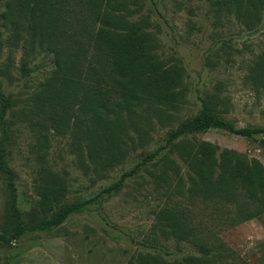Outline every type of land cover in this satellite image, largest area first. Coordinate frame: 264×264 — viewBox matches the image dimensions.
Instances as JSON below:
<instances>
[{
	"label": "rangeland",
	"instance_id": "1",
	"mask_svg": "<svg viewBox=\"0 0 264 264\" xmlns=\"http://www.w3.org/2000/svg\"><path fill=\"white\" fill-rule=\"evenodd\" d=\"M68 2L61 1L64 6ZM71 2L77 7L76 1ZM24 3L27 0L0 1V78L5 93L13 98L4 120L0 118V138L6 131L7 161L16 173L18 204L28 220L43 193L60 185L63 190L56 196L51 192L59 202L94 196L95 201L58 227L0 245V264H127L132 254L143 249L141 240L167 202L186 211L188 227L221 239L236 255L229 263L264 264V216L237 222L226 204L167 193L168 183L173 189L177 178L171 170L167 183L156 177L163 166L161 158L142 166L115 193L98 196L145 153L164 145L172 128L197 113L201 97L214 96L217 113L238 127H264V88L246 80L249 65L262 53L264 22L248 30L232 18L219 20L210 0H138L139 16L148 18L149 29L157 35L160 58L184 68L181 94L175 99L177 107L164 106L169 115L151 109L147 119L143 113L140 130L129 128L134 141L127 140L126 158L107 167L94 164L86 141L74 136L79 122L76 108L64 113L52 106L48 101L52 91L43 103L37 97L53 72L56 52L76 49L69 35L76 36L73 31L79 23H68L67 15L55 10L34 22L29 12L21 10ZM32 4L29 0L27 6ZM224 40L231 41L233 52H225ZM194 138L258 158L264 165V134L244 137L211 128ZM169 155L187 186V167L176 154ZM7 203L0 173V232ZM158 244L177 255L194 251L191 243L176 238L159 235Z\"/></svg>",
	"mask_w": 264,
	"mask_h": 264
},
{
	"label": "trees",
	"instance_id": "2",
	"mask_svg": "<svg viewBox=\"0 0 264 264\" xmlns=\"http://www.w3.org/2000/svg\"><path fill=\"white\" fill-rule=\"evenodd\" d=\"M28 1L21 10L29 12L34 22L55 10L58 15H67L68 23L74 20L79 23L73 31L76 36L69 35L76 49L56 52L53 72L37 97L43 103L52 91L48 100L52 106L64 113L76 108L79 122L74 136L86 141L87 155L94 164L111 167L120 163L128 154L127 140L134 141L129 128L140 130L143 113L149 119L151 109L169 115L164 106L177 107L175 99L181 94L178 87L183 81L184 68L175 63L167 64L160 58L157 35L149 29L148 18L139 16L138 0H74L77 7L71 0L67 6L62 0H33L30 7ZM210 2L219 20L232 18L248 30H255L264 22V0ZM34 22L29 26L33 28ZM223 46L225 52H233L231 41L224 40ZM260 52L249 65L246 80L264 88V46ZM200 99L197 113L172 128L164 145L145 153L98 196L115 193L142 166L161 158L163 166L156 177L167 183L171 180V170L177 178L173 189L170 190L172 182L168 183L167 193H178L189 200L200 198L226 204L234 211L237 222L264 216L263 163L236 150L221 149L210 141L194 138L196 133L211 128L252 137L264 134V127H238L217 113L214 96ZM12 105L13 98L5 93L0 78L1 120ZM7 137L5 131L0 138V173L8 193L0 245L19 240L27 233L58 227L95 201L94 196L83 201L59 202L52 198L51 192L56 196L63 190L60 185L43 193L27 220L18 204L16 173L7 161ZM171 152L187 167V186L179 165L169 155ZM45 211L50 213L47 215ZM188 224L186 211L167 202L158 211L147 238L141 240L143 249L132 254L127 264H231L228 259L235 260V253L221 239L202 229L194 230ZM159 235L166 240L187 241L194 246V251L177 255L158 244ZM240 261L247 264L245 260Z\"/></svg>",
	"mask_w": 264,
	"mask_h": 264
}]
</instances>
